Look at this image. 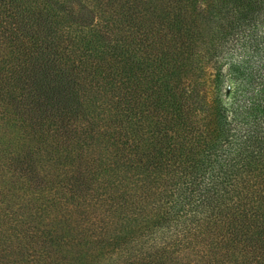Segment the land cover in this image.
Wrapping results in <instances>:
<instances>
[{"label":"trees","instance_id":"16d2710c","mask_svg":"<svg viewBox=\"0 0 264 264\" xmlns=\"http://www.w3.org/2000/svg\"><path fill=\"white\" fill-rule=\"evenodd\" d=\"M0 264H264V0H0Z\"/></svg>","mask_w":264,"mask_h":264}]
</instances>
